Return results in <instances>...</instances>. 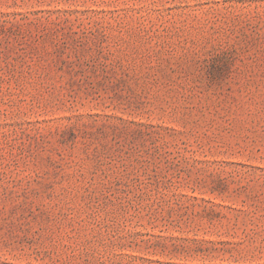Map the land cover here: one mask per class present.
Returning <instances> with one entry per match:
<instances>
[{
  "label": "rangeland",
  "instance_id": "rangeland-1",
  "mask_svg": "<svg viewBox=\"0 0 264 264\" xmlns=\"http://www.w3.org/2000/svg\"><path fill=\"white\" fill-rule=\"evenodd\" d=\"M0 264H264V0H0Z\"/></svg>",
  "mask_w": 264,
  "mask_h": 264
}]
</instances>
